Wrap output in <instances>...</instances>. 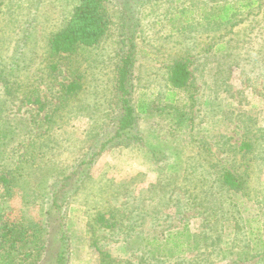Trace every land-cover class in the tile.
I'll use <instances>...</instances> for the list:
<instances>
[{
	"label": "rangeland",
	"instance_id": "1",
	"mask_svg": "<svg viewBox=\"0 0 264 264\" xmlns=\"http://www.w3.org/2000/svg\"><path fill=\"white\" fill-rule=\"evenodd\" d=\"M80 1L0 0V176L10 175L9 190L0 180V241L8 227L22 228L25 250L38 254L50 186L111 129L115 63L129 31L140 139L105 151L71 200L69 264H233L256 254L244 264H264V0L227 24L209 20L199 0L150 1L132 18L109 0L98 46L50 56L49 37ZM188 54L190 87L171 104L166 68ZM77 79L82 90L61 103L62 87ZM223 170L243 178L245 214L232 201L242 196L220 188ZM246 217L261 221H251V238ZM186 227L194 239L176 254ZM155 238L168 240L167 255L148 245Z\"/></svg>",
	"mask_w": 264,
	"mask_h": 264
},
{
	"label": "trees",
	"instance_id": "2",
	"mask_svg": "<svg viewBox=\"0 0 264 264\" xmlns=\"http://www.w3.org/2000/svg\"><path fill=\"white\" fill-rule=\"evenodd\" d=\"M107 1L109 0H81L78 5L74 7L70 17L64 25L49 37L47 47L50 56L69 58L76 55L79 50L98 46L107 36L110 29L111 19L107 12ZM150 1L155 0H116L114 3L120 7L122 11L121 14L124 18H132L137 9L139 10L144 7V5ZM177 1L180 2V0ZM199 1H202V6L207 8L209 20H216L221 24L232 22L238 15V11L252 9L253 6L258 3V0H238L237 2H233L234 0ZM190 21H192L193 24L195 20L190 18L188 22ZM134 36V33H130L129 31L125 33V38L122 41L116 58L113 88L114 94L116 95V103L114 107L115 111L112 116L111 129H107L99 134L95 142L90 146L88 152L73 164L70 172L50 186V206L45 214V227L49 229V231L40 243L39 249L37 250L38 254L35 252L37 246L29 251L25 250L26 244L28 243L25 241L27 234H24L22 228L8 227L7 231L2 234V241H0V246H2V249H4L7 255L3 256L0 254V264H69L70 244L66 225L67 208L71 200L79 192L81 185L88 177L91 169L105 151L116 145L135 143L140 139L137 109L133 105V94H135L137 88L134 69L137 52L135 38L137 36ZM221 45L223 44H220V46ZM212 47L213 45H210L207 50H211ZM190 64V54H188L187 56L180 57L171 66L166 68L168 74L165 85L167 91L165 94H169L167 101L171 104L176 101V97H178L180 92L190 87L192 78ZM50 68L52 70L58 69L55 64ZM62 90L61 103L77 95V93L82 90V85L77 79L64 85ZM34 103L39 105L40 110L43 109L44 105L39 99L35 100ZM249 147L250 144L246 143L243 145V148ZM19 166L20 165L16 166L15 170H19ZM9 178L10 175L8 172H3L0 176V180L5 188H7L10 183ZM218 178L220 188H226L232 193H235L234 195L236 196H242L244 200L237 201L235 197L232 201L235 200L240 211L245 214L246 209L243 210V202H248V200L241 194L242 191L245 190L243 178L231 170H223L221 176H218ZM7 189L9 190V188ZM100 217L101 221L104 223L105 218L102 215ZM254 219L257 220L258 218H244L245 228L247 230L246 236L248 238H251L254 234L253 232L257 229L255 227V230L252 229L250 225L251 221H254ZM257 221L259 223L261 222L260 220ZM107 226H111V224H107ZM259 229L260 226L258 227V232ZM53 233L56 234L57 238L55 243L56 249L53 252L52 259L49 260V256H43V253L46 255V253L50 251L54 239ZM182 235L185 237V240H181L180 242V239H178L174 245L177 249V252H175L176 254H183L185 252L184 247L188 245V241L194 239L187 227L182 233L177 234V237ZM167 243H169L168 240H166L165 245ZM36 244L39 245L38 240ZM148 245L154 249L160 250L161 255H167L166 246L163 242H160L159 239H149ZM261 246V250L263 251L264 241H261ZM170 253L172 256L169 257L174 258L175 253ZM258 255L259 254L255 256H240L233 264H244L245 262L259 258ZM262 255H264L263 252ZM256 264H263L262 260L258 261Z\"/></svg>",
	"mask_w": 264,
	"mask_h": 264
}]
</instances>
